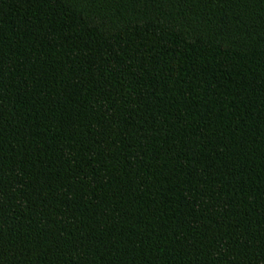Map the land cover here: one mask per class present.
I'll return each instance as SVG.
<instances>
[{"label":"trees","instance_id":"trees-1","mask_svg":"<svg viewBox=\"0 0 264 264\" xmlns=\"http://www.w3.org/2000/svg\"><path fill=\"white\" fill-rule=\"evenodd\" d=\"M0 264H264V0H0Z\"/></svg>","mask_w":264,"mask_h":264}]
</instances>
